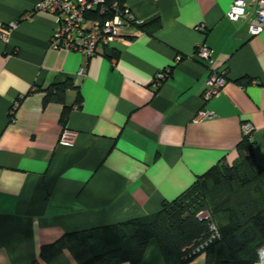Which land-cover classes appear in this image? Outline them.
Here are the masks:
<instances>
[{
  "label": "crops",
  "instance_id": "crops-1",
  "mask_svg": "<svg viewBox=\"0 0 264 264\" xmlns=\"http://www.w3.org/2000/svg\"><path fill=\"white\" fill-rule=\"evenodd\" d=\"M39 1L0 0V264H78L68 250L44 263L41 247L159 212L224 156L236 160L246 124L264 168V31L253 36L247 20L226 16L234 0H126L136 19L161 27L132 25L86 64L78 51L50 47L54 14L24 19ZM201 45L210 62L196 56ZM215 70L228 81L204 101ZM67 80L77 87L65 103L47 101L45 89ZM65 128L77 133L72 147L59 143ZM142 264H165L155 239Z\"/></svg>",
  "mask_w": 264,
  "mask_h": 264
},
{
  "label": "trees",
  "instance_id": "trees-1",
  "mask_svg": "<svg viewBox=\"0 0 264 264\" xmlns=\"http://www.w3.org/2000/svg\"><path fill=\"white\" fill-rule=\"evenodd\" d=\"M123 7L126 0H107ZM153 34L161 22L139 25ZM245 83L246 79L240 80ZM77 86L72 80L54 83L45 89L46 100L65 103V94ZM70 108L62 114L66 123ZM253 133L244 134L237 145V158L219 163L197 176L193 184L161 210L146 217L133 218L101 227L65 233L56 242L44 245L40 257L50 263L68 250L78 264H142L151 240L155 239L165 264H187L204 253L206 264L264 263V168L255 158ZM207 211L209 219H200ZM214 223L219 235L200 251L196 249L211 236ZM33 264H41L37 260Z\"/></svg>",
  "mask_w": 264,
  "mask_h": 264
},
{
  "label": "built area",
  "instance_id": "built-area-1",
  "mask_svg": "<svg viewBox=\"0 0 264 264\" xmlns=\"http://www.w3.org/2000/svg\"><path fill=\"white\" fill-rule=\"evenodd\" d=\"M39 11L49 12L55 15V29L50 39V47L53 49H69L82 53L87 60L97 55L100 47H109L114 41L123 39L124 31L132 25H141L143 21L136 19L131 9L125 5L117 7L109 5L107 0H41L33 9L24 15L29 20L33 14ZM226 16L232 21H248L249 33L258 35L264 31V0H234ZM256 20V22H253ZM14 23L2 27L1 36L7 38L8 32ZM196 56L206 62L212 59V51L209 47L201 45L196 50ZM180 59V57H179ZM171 69L157 73L152 87L158 89L169 76ZM227 75L224 72L212 71L206 81L203 93L204 101L220 94L227 83ZM19 100L15 101L11 108L10 116L15 117L19 107ZM253 133L251 124L245 125V134ZM77 133L65 128L59 139L61 145L72 147L75 144ZM200 219H209L207 211L199 213ZM211 236L203 242L196 251H200L213 238L219 235L218 227L210 224Z\"/></svg>",
  "mask_w": 264,
  "mask_h": 264
},
{
  "label": "clouds",
  "instance_id": "clouds-1",
  "mask_svg": "<svg viewBox=\"0 0 264 264\" xmlns=\"http://www.w3.org/2000/svg\"><path fill=\"white\" fill-rule=\"evenodd\" d=\"M260 251H261V255H264V249H261Z\"/></svg>",
  "mask_w": 264,
  "mask_h": 264
}]
</instances>
